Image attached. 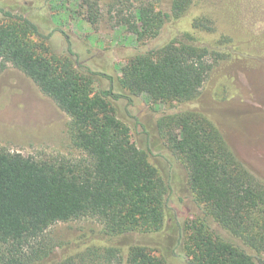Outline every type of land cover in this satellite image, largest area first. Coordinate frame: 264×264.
<instances>
[{
    "label": "trees",
    "instance_id": "1",
    "mask_svg": "<svg viewBox=\"0 0 264 264\" xmlns=\"http://www.w3.org/2000/svg\"><path fill=\"white\" fill-rule=\"evenodd\" d=\"M192 4L193 0H173L166 9L158 0H147L126 10L118 7L116 14L138 41L146 42L158 38L167 22L182 19ZM84 5L88 21L98 24L99 3L84 0ZM6 16L14 20L0 28V67L10 63L25 72L70 116L71 138L85 155L37 159L0 147V264H40L51 258L53 249L45 233L59 222L93 218L110 237L161 230L166 185L153 176L147 151L132 141L110 100L130 96L113 88L91 95V77L78 68L81 64L69 38L70 55L49 54L34 37L51 34L44 35L25 16L11 12ZM194 19V31L212 30L209 19ZM193 39L195 34L186 31L184 39L137 54L123 70L122 87L132 95H148L154 104L194 101L215 65L232 57L235 48L230 47L231 37L216 44ZM159 127L188 169L190 188L205 215V220L188 225L184 244L190 262L264 264V183L201 111L166 114ZM210 221L235 240L213 231ZM83 257L93 264H164L152 249L139 244L125 257L113 246L89 249Z\"/></svg>",
    "mask_w": 264,
    "mask_h": 264
},
{
    "label": "rangeland",
    "instance_id": "2",
    "mask_svg": "<svg viewBox=\"0 0 264 264\" xmlns=\"http://www.w3.org/2000/svg\"><path fill=\"white\" fill-rule=\"evenodd\" d=\"M96 1L102 17L94 25L87 19L84 0H0V28L14 20L6 12L25 16L44 35L51 34L49 38L34 37L40 47L62 56L70 55L69 38L81 64L78 68L91 77V95L113 88L130 96L110 100L128 126L132 141L147 151L153 176L166 185L165 221L159 231L114 237L106 235L103 225L93 218L56 223L45 233L52 256L40 264H93L83 257L89 249L113 246L125 257L138 244L152 249L164 264H192L184 244L188 225L205 220V215L190 188L188 169L169 148L159 120L188 109L201 111L215 122L237 158L264 183V0H193L182 19L167 22L158 38L146 42L138 41L116 13L118 7L126 10L147 0ZM172 1L158 0L166 9ZM196 17L209 19L212 30L194 31ZM186 31L195 34L193 41L212 44L231 37L234 43L230 47L235 48L232 57L215 65L194 101L154 104L148 95H132L122 87L123 70L137 54L158 50L174 38L184 39ZM154 57L158 60L159 53ZM87 68L96 73L90 74ZM70 121L25 72L10 63L0 67V147L37 159L83 157L85 153L71 138ZM210 225L216 233L235 240L216 222L210 221Z\"/></svg>",
    "mask_w": 264,
    "mask_h": 264
}]
</instances>
